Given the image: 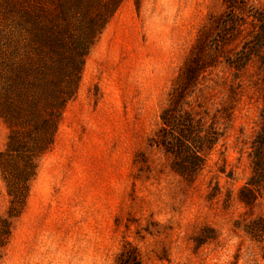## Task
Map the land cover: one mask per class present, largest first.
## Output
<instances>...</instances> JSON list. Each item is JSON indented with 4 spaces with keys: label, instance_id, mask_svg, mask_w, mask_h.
Segmentation results:
<instances>
[{
    "label": "rangeland",
    "instance_id": "374dc122",
    "mask_svg": "<svg viewBox=\"0 0 264 264\" xmlns=\"http://www.w3.org/2000/svg\"><path fill=\"white\" fill-rule=\"evenodd\" d=\"M103 1L13 215L0 175V264H264V183L246 184L264 121V0ZM163 112L204 136L196 169L155 142ZM7 133L0 118V150Z\"/></svg>",
    "mask_w": 264,
    "mask_h": 264
},
{
    "label": "trees",
    "instance_id": "16d2710c",
    "mask_svg": "<svg viewBox=\"0 0 264 264\" xmlns=\"http://www.w3.org/2000/svg\"><path fill=\"white\" fill-rule=\"evenodd\" d=\"M103 2L0 0V118L8 128L0 150V175L10 215L24 201L36 174V159L54 141L61 112L78 82L82 59L105 23L107 5L91 14ZM165 115L161 114L163 135L155 142L175 155L186 150L190 168L196 169L201 162L196 152L202 149L204 136L188 117V122L175 126ZM263 183L264 121L253 144L246 184L260 187ZM127 256L119 255L117 264H130Z\"/></svg>",
    "mask_w": 264,
    "mask_h": 264
}]
</instances>
